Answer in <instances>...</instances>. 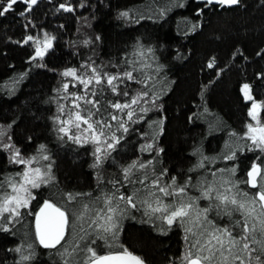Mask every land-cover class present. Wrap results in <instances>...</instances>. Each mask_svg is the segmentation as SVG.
Masks as SVG:
<instances>
[{"label": "trees", "instance_id": "trees-1", "mask_svg": "<svg viewBox=\"0 0 264 264\" xmlns=\"http://www.w3.org/2000/svg\"><path fill=\"white\" fill-rule=\"evenodd\" d=\"M199 1L38 0L27 11L23 0H17L11 11L0 16V182L7 188V180H19L24 171V165L12 162L6 144L24 159L42 160L35 166L52 177L32 191L34 199L18 217L10 223L8 214L0 219V264H64L65 260L79 264L88 246L98 254L127 248L145 264H183L194 240L185 230L190 225L169 226L158 218L161 214H146V206L137 203L136 208L127 207L123 217L117 216L115 235L105 234L106 240H101L91 224L94 213L82 221L74 214L105 193L119 189L117 195H130L142 189L143 185L123 179V169L134 161L147 167L134 170L133 178L146 175L150 183L164 173L162 184L171 177L177 185L187 182L193 198L200 196L202 181H215L217 187L228 179L241 182L253 163L264 165V152L244 138L252 101L242 91L249 85L253 100L262 105L259 118L264 122V0H239L232 6ZM6 3L0 0V9ZM45 34L54 37L52 47L43 59H33L36 45L25 40L29 35L43 40ZM86 66L107 73L136 69L133 75L142 83L125 81L127 90L130 95L147 93L132 120L108 109L123 119L128 131L110 121L112 128L106 131L114 133L119 143L99 154V164L96 144L74 142L58 131L62 126L58 118L67 119L71 107L68 94H80L83 88L62 73L76 69L78 75L90 74ZM97 99L106 108L109 99L127 98L105 92ZM233 153L234 159L226 158ZM42 155L49 159H40ZM238 187L256 192L245 183ZM69 193L90 195L69 202ZM139 196L143 198L144 192ZM171 199L165 198V203ZM45 201L67 208L69 214L65 239L53 249L41 248L34 232L35 214ZM119 203L125 207L123 201ZM198 204L203 208L209 201L200 199ZM208 216L219 225L229 222L215 211ZM77 244L71 257L65 255ZM251 246L257 251L252 252L250 264H257L259 245Z\"/></svg>", "mask_w": 264, "mask_h": 264}, {"label": "snow or ice", "instance_id": "snow-or-ice-1", "mask_svg": "<svg viewBox=\"0 0 264 264\" xmlns=\"http://www.w3.org/2000/svg\"><path fill=\"white\" fill-rule=\"evenodd\" d=\"M23 2L27 5V11H31L38 0H23ZM213 2L222 5H235L239 3V0H208V3ZM16 3L17 0H7L6 6L0 9V16L11 11ZM61 7L65 6L61 5ZM65 10L72 11L70 7H66ZM122 15L126 16L127 13H122ZM53 39L54 37L48 34L44 35L43 40L29 35L25 43L32 41L36 45L33 59H43L47 50L52 47ZM86 67L90 68V74L78 75L76 69H68L62 73L63 76L71 77L77 81L83 88L80 94H68L71 107L67 113V119L59 120L58 118V123L62 125L58 131L74 142L84 140L96 144L95 151L98 154L97 164H99L102 159L99 154L114 150L115 145L119 143V138L114 133L106 131V129L112 128L110 121L119 122L120 128L124 132L128 131L123 119L108 109H114L116 113L132 120L136 106L140 104L147 93L138 92L136 95H130L127 90L125 81L142 83L133 75L136 69L107 73L93 66ZM208 67H213V63H209ZM68 87L67 83L63 85L66 92ZM144 87H147V84H144ZM242 91L245 99L252 101L249 116L256 121L255 127L251 123L247 125L248 131L244 138L250 140L256 149L264 152V125H261L258 119V110L262 105L253 100L249 85L245 84ZM105 92H110L118 98L126 97L127 99L115 101L109 99L105 108L101 106L100 99H97L98 94L103 98ZM140 110L145 111V109ZM60 111L62 114L64 113L63 106ZM73 129L76 131L73 132ZM3 147L8 149L12 146L4 145ZM147 147L151 148V145H147ZM40 152H44L43 145L40 146ZM226 158L234 159L235 153ZM11 159L13 163L24 165L25 170L18 174L19 180L9 178L7 188L3 182H0V219H3L4 214H8L9 223L12 218L20 215V209L28 207L30 199H34L30 188H39L42 183L52 179L47 172L42 171L41 167H32L33 163H38L35 156L24 159L16 149ZM40 159L48 160L49 157L42 155ZM146 167L147 163L134 161L123 169L124 181L143 185L142 189H136L130 195L123 193L117 195L119 192L117 189L111 195L105 193L102 197L98 196L91 204H82L80 212L74 214V219L82 221L86 215L94 213L91 224L96 225V238L106 240L105 234L115 235L113 230L118 227L117 216L123 217L127 207L136 208L137 203H140L146 206V214H161L158 218L166 221L169 226L173 223L190 225L185 230L194 237V240L182 258L183 264H250L252 252L257 251L252 248V244L259 245L261 255L256 257L257 264H264V259H261V256H264V165L253 163L250 170L247 171V179L241 182H233L228 179L217 187L215 181H202L199 188L200 196L196 198L189 195V184L186 182L183 185H177L175 177H171L169 182L162 184L161 179L164 173H161L150 183H146V175L133 178L134 170L141 171ZM231 172L234 174L235 168L231 169ZM215 175L212 173L213 177ZM116 183L119 182H113L114 187ZM239 183H245L256 189V192L249 194L239 190ZM8 188L11 189L10 192L7 190ZM141 191L144 192L143 198L139 196ZM81 195L90 194L69 193L67 200L74 201ZM165 198L172 199L165 203ZM200 199L208 200L209 204L201 208L198 204ZM120 201L124 202L125 207H121ZM96 202H99V206ZM212 211H215L217 217L227 216L228 224L219 225L210 220L208 213ZM234 214H236L235 219H233ZM35 217L36 233L40 244L45 248H55L65 239L69 229L67 208L45 201ZM99 221H103V223H98ZM236 229L239 231H235ZM2 230L7 231L8 229L3 228ZM257 233H259V239H257ZM91 243L94 244L95 239ZM76 248H79L78 244L72 251L66 250L65 255L71 257ZM16 251L19 252L20 249H16ZM84 251L87 256L79 264H145L141 257L133 254L127 248H122L119 252L98 254L96 249L88 246ZM245 257H247V261ZM22 259L27 260L29 257L23 256ZM64 264H69V261L65 260Z\"/></svg>", "mask_w": 264, "mask_h": 264}, {"label": "rangeland", "instance_id": "rangeland-1", "mask_svg": "<svg viewBox=\"0 0 264 264\" xmlns=\"http://www.w3.org/2000/svg\"><path fill=\"white\" fill-rule=\"evenodd\" d=\"M250 109H251V107H250ZM260 110H261V109L258 110V119H259V120H260V118H259ZM249 117H250L249 124L251 123V124L255 127V126H256V121L253 120L251 116H249ZM260 123H261V125H264V122H262L261 120H260ZM247 131H248V129L246 128V134H247ZM6 145H9V144H6ZM7 150H9V154H11V157H12V155H13V153H14V150H13V149H10V148H8ZM41 163H42V160H38V163H37V164L40 165ZM20 165H22V164H20ZM32 167L35 168V167H37V166H35V164L33 163ZM23 169L25 170V166H24ZM41 169H42V168H41ZM42 171H43V169H42ZM42 184H45V183H42ZM42 184H41V185H42ZM34 189H36V188H30L31 195H32V191H33ZM10 191H11V189H10ZM30 200H31V199H30ZM28 206H29V205H28ZM26 208H28V207H26Z\"/></svg>", "mask_w": 264, "mask_h": 264}, {"label": "water", "instance_id": "water-1", "mask_svg": "<svg viewBox=\"0 0 264 264\" xmlns=\"http://www.w3.org/2000/svg\"><path fill=\"white\" fill-rule=\"evenodd\" d=\"M200 3H207V4H209V5H213V6H217V5H219V3H216V2H213V3H208V0H200L199 1ZM226 5V4H225ZM227 6H232V5H227ZM249 187V186H248ZM249 189H251V190H256V189H253V188H251V187H249ZM43 206V205H42ZM41 206V207H42ZM40 207V208H41ZM39 208V209H40ZM39 209L37 210V212L39 211ZM36 212V213H37ZM34 232H35V236H36V239H37V242H38V244H39V246L41 247V248H43V249H53V248H45L43 245H41L40 244V242H39V238H38V236H37V233H36V217H34ZM58 246V245H57Z\"/></svg>", "mask_w": 264, "mask_h": 264}]
</instances>
